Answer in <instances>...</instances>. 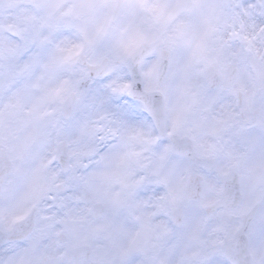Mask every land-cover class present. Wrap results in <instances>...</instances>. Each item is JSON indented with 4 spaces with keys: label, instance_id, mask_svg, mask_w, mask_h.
Listing matches in <instances>:
<instances>
[{
    "label": "clouds",
    "instance_id": "obj_1",
    "mask_svg": "<svg viewBox=\"0 0 264 264\" xmlns=\"http://www.w3.org/2000/svg\"><path fill=\"white\" fill-rule=\"evenodd\" d=\"M87 2L0 0V264H264V81L251 99L193 98L187 87L212 74L203 62L185 73L182 46L161 60L163 93L146 92L166 35L121 59L128 19L93 44L103 14ZM199 3L190 37L210 29L208 57L251 88L264 0Z\"/></svg>",
    "mask_w": 264,
    "mask_h": 264
},
{
    "label": "snow or ice",
    "instance_id": "obj_2",
    "mask_svg": "<svg viewBox=\"0 0 264 264\" xmlns=\"http://www.w3.org/2000/svg\"><path fill=\"white\" fill-rule=\"evenodd\" d=\"M81 7L89 12L99 9L103 14V20L96 28L95 37L90 41L93 44L107 35L115 21L121 17L128 19V24L121 28L120 37L116 41L121 59L124 60L135 57L141 49L146 47L155 51L161 36L166 35L164 47L159 50L157 59L152 62L147 71L141 73L145 80L146 92L163 93L164 89L159 82L161 60L165 55L169 58L173 57L182 46L191 48V56L184 66L185 73H190L195 65L203 62L202 71L212 74L211 82L190 84L187 87V94L193 98L199 96L205 88L216 87L221 92L228 90L235 94L243 93L251 99L256 82L264 81V71L251 76L253 81L251 88L244 83L231 80L230 67L222 64L219 57L212 59L207 55V38L210 29L197 37H190L188 14L200 7L199 0H102L101 3H97V0H88ZM76 54L74 49H69L64 59H70ZM130 87L125 84L121 90H128ZM55 92L58 94L59 89ZM186 110L187 105L177 114V122ZM232 117L231 111L225 110L213 129V134L217 137L223 136L231 126ZM39 118L38 114L37 119ZM41 131L37 127L35 136L39 137ZM215 150L216 145L210 144L205 149V155L210 158ZM243 207L246 208L247 205ZM101 228L103 225L97 226V230Z\"/></svg>",
    "mask_w": 264,
    "mask_h": 264
}]
</instances>
